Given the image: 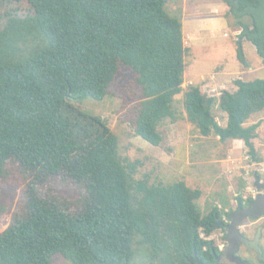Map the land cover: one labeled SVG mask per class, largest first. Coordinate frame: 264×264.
<instances>
[{"label": "trees", "instance_id": "trees-1", "mask_svg": "<svg viewBox=\"0 0 264 264\" xmlns=\"http://www.w3.org/2000/svg\"><path fill=\"white\" fill-rule=\"evenodd\" d=\"M10 1H27L29 10L7 14L0 29V185L10 165L27 185L24 204L0 234V264H53L56 256L70 264H135L140 251L150 264H218L223 251L210 237L222 229L226 240L233 211L213 206L203 215L201 190L182 181L134 180L136 164L121 160L108 124L72 105L102 99L129 70L143 98L135 135L161 146L159 127L177 120L173 106L187 68L182 18L168 11L171 0ZM220 1L241 30L238 61L248 66L243 43L250 42L264 64V0ZM235 85L219 98L191 86L187 119L204 137L243 141L255 157L259 124H246L264 110V80ZM216 107L227 126L216 120ZM56 178L79 188L76 203L63 207L66 200L41 193ZM238 200L244 208L253 198Z\"/></svg>", "mask_w": 264, "mask_h": 264}, {"label": "rangeland", "instance_id": "rangeland-1", "mask_svg": "<svg viewBox=\"0 0 264 264\" xmlns=\"http://www.w3.org/2000/svg\"><path fill=\"white\" fill-rule=\"evenodd\" d=\"M225 6L226 10L213 8L211 0H171L167 6L171 14L181 15L182 22H185L183 36L187 48V68L183 91L175 97L173 106L177 120L168 119L159 127L163 136L161 146H153L135 135L133 121L143 98L135 75L129 70H122L115 77L102 99L72 102L77 111L101 117L117 135L121 160L125 164H136L134 180L148 178L150 184L164 185L182 181L191 189L201 190L197 205L203 215L208 214L213 206L226 207V212H235L239 204L238 197L245 200L257 194V176L264 181V110L253 115L246 124H259L253 140L255 157L243 141H221L215 135L204 137L187 119L185 93L191 86H199L202 93L219 98L224 91L235 92L237 80H264V64L252 43H243L248 66L238 61L237 41L241 30L233 27L234 20L231 19L230 23L227 21L225 14L229 8ZM28 10L27 1L18 3L5 0L0 3V29L7 14L23 15ZM261 10H264V6L258 13ZM223 17L227 21V28L222 32V44L221 38L213 34L214 27L209 24L215 21L205 20ZM214 116L221 126H227V114L216 107ZM9 169L11 175L0 185V234L13 223L19 208L24 204L27 185L21 170L11 165ZM41 193L46 197L66 200L63 207L80 199V190L76 185L57 178L46 182ZM261 225H264V218L257 221L253 228ZM243 229L241 227L240 230ZM223 235L224 231L218 229L210 239L219 247L223 246V250H220L224 252L228 243ZM140 252L135 264H150L145 251ZM53 264L70 263L56 256ZM254 264L261 263L256 260Z\"/></svg>", "mask_w": 264, "mask_h": 264}, {"label": "flooded vegetation", "instance_id": "flooded-vegetation-1", "mask_svg": "<svg viewBox=\"0 0 264 264\" xmlns=\"http://www.w3.org/2000/svg\"><path fill=\"white\" fill-rule=\"evenodd\" d=\"M258 180H259V183H258ZM255 186L257 187V189L259 188V186H261L262 190L258 189L257 194L252 196L253 201L259 195H264V181H262V178L260 176H257L256 181H255ZM245 200L243 204H246ZM247 207H244V208H247ZM240 208H243V207L240 204H238L237 210ZM263 218L264 217H261L256 220L248 219V220H245L243 224L241 225V227L244 228L243 231L240 230L241 235L254 245L252 247H248L245 243H242L240 245V248L238 252L235 254V257L240 259L242 262H245L248 264H254V261L257 260L261 264H264V225L253 228V225L257 223V221ZM247 221H249V223H246ZM227 247H228V244H227ZM227 247H225V250ZM218 258H220L221 264H237L229 260L228 257L224 255V252Z\"/></svg>", "mask_w": 264, "mask_h": 264}, {"label": "water", "instance_id": "water-1", "mask_svg": "<svg viewBox=\"0 0 264 264\" xmlns=\"http://www.w3.org/2000/svg\"><path fill=\"white\" fill-rule=\"evenodd\" d=\"M67 99L69 100V98ZM258 189L262 190V187L259 186ZM261 217H264V195L256 197L249 207L240 208L230 215L231 221L227 227L226 235L228 247L224 251V255H226L229 260L237 264H248L235 257L242 243H245L248 247L254 246L241 235L240 227L245 220H256ZM218 264H221L220 258H218Z\"/></svg>", "mask_w": 264, "mask_h": 264}, {"label": "crops", "instance_id": "crops-1", "mask_svg": "<svg viewBox=\"0 0 264 264\" xmlns=\"http://www.w3.org/2000/svg\"><path fill=\"white\" fill-rule=\"evenodd\" d=\"M211 5H213V8H223L224 10H226V6L223 2H221L220 0H211ZM206 22L207 21H210V22H214V23H209L210 26H213L215 31H213V34H215V36H219L221 39V43L223 44V39H222V32L225 28H227V21L226 19L223 17V18H210L209 20H205ZM183 23V29H185V22H182ZM203 24H204V21H203ZM210 29V28H209ZM215 32V33H214ZM212 34V33H211Z\"/></svg>", "mask_w": 264, "mask_h": 264}, {"label": "built area", "instance_id": "built-area-1", "mask_svg": "<svg viewBox=\"0 0 264 264\" xmlns=\"http://www.w3.org/2000/svg\"><path fill=\"white\" fill-rule=\"evenodd\" d=\"M220 95H222V93H221ZM211 97H212V96H211ZM219 248H220L221 250H223V246H220Z\"/></svg>", "mask_w": 264, "mask_h": 264}]
</instances>
